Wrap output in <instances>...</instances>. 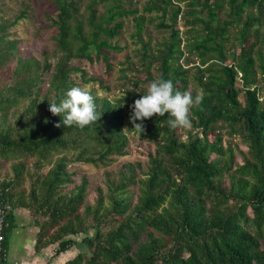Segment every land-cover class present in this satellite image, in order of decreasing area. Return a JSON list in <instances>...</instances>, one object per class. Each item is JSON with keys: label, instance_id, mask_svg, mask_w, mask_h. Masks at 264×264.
Instances as JSON below:
<instances>
[{"label": "trees", "instance_id": "1", "mask_svg": "<svg viewBox=\"0 0 264 264\" xmlns=\"http://www.w3.org/2000/svg\"><path fill=\"white\" fill-rule=\"evenodd\" d=\"M52 1L53 63L47 52L42 61L19 55L9 26L0 23V161L11 162V175L0 179V264L17 209L33 218L36 253L50 245L53 256L77 248L63 264H264V0H147L143 12L156 15L149 23L168 31L155 47L140 37L144 16L125 9L123 0H91L85 19L76 0ZM98 2L110 3L100 15ZM129 17L141 45L135 71L142 78L124 74L134 66L126 57L121 76L135 90L122 97L91 90L100 119L65 127L49 104L95 80L78 62L101 57L111 69L108 54L122 48L109 40ZM192 53L198 64L189 66ZM156 77L193 97L204 94L190 110L186 140L180 128L168 127L167 114L136 121L141 134L131 129L130 105ZM224 129L240 139L237 151L236 142L223 144ZM126 132L157 140L146 170L136 162L105 172L89 201L90 181L81 176L74 184L77 173L67 165L125 156Z\"/></svg>", "mask_w": 264, "mask_h": 264}, {"label": "rangeland", "instance_id": "2", "mask_svg": "<svg viewBox=\"0 0 264 264\" xmlns=\"http://www.w3.org/2000/svg\"><path fill=\"white\" fill-rule=\"evenodd\" d=\"M91 0H76L78 6V12L81 18H86L87 16V5ZM123 7L125 9H137L136 16H144L143 30L140 34L141 39L144 42H149L152 47L156 46L162 38L168 36V31L159 30L155 25L158 21L154 23H149V18H154L156 15L154 13L146 14L143 12V5L147 0H123ZM110 4L109 2L96 3L97 15H100L104 11V6ZM23 14V15H22ZM57 14L56 7L52 0H0V23L7 24L9 27L7 33L9 38L17 42V48L19 55L26 57H34L42 61V53L47 52L48 60L53 63L55 61L54 56V43L53 38L55 34V28L51 25V20L55 18ZM23 16L19 18V16ZM19 18V19H18ZM134 17H129L123 20V28L118 36L109 40L110 44H116L118 47L122 48L119 51H113L108 54L109 63L111 69L107 70L105 63L102 58L94 59L91 64L84 61L78 62L79 66L87 72V78H94V81L88 82L87 86L90 87L92 91L101 97H122L126 95V91L135 90L133 86L131 89L122 79V72L120 70L124 69L126 66V57H129L130 61L134 64L132 71H125L124 74L133 78L137 76L142 78V75L137 73L135 70L138 69L136 65L137 56L136 51L140 50V43L138 42L136 34V27L133 20ZM178 29L179 22L177 23ZM137 35V34H136ZM184 31H182L181 38H184ZM184 49V48H183ZM186 56V53L184 54ZM188 59L190 61L189 66L197 65V55L192 53L188 54ZM227 63H230L227 61ZM125 64V65H123ZM258 76H260L258 71ZM75 81L78 82L79 79L75 76ZM149 83L141 85L145 88L142 91H146V87ZM105 86L109 88L106 90ZM190 128L184 129L180 128L181 139L186 140L187 133ZM225 130L222 132L223 144L230 141L232 144L237 143L235 151H237L240 146V139L238 137L231 138L226 133ZM128 144L126 147L127 154L122 157H115L114 160L106 163L105 165L93 166L90 164H84L81 162H72L67 165L70 171H75L77 175L74 177V184L79 183L81 176H85L90 181L88 200L91 201L93 198V190L96 187H103L104 173L111 172L114 173L118 168L127 163H140L141 167L145 169L147 164V153L154 152L156 146L155 142L157 140H148V138L139 139L138 135L135 133L126 132ZM212 137H210L211 139ZM244 149V147H243ZM245 150V149H244ZM75 153H67V157L72 159ZM56 156H52L45 166L44 171L52 165ZM30 161L28 159L26 162ZM11 162L0 161V179L8 177L11 175ZM26 188L28 183L25 184ZM72 185H67L64 187L63 192L70 190ZM132 192H135L132 189ZM15 214L17 217V229H15L11 235L10 243L13 241L17 243L22 240L23 244L27 246L29 257L35 259L36 253H34L33 245L37 232V228L33 225V218L29 211L26 209H17ZM78 240L80 236L76 237ZM56 245H50L44 249L42 258L37 260L38 264H53V259L51 255L55 250ZM50 251V253H49ZM18 253V251H17ZM33 259V261H34ZM19 263V261H17ZM36 263V262H34Z\"/></svg>", "mask_w": 264, "mask_h": 264}, {"label": "clouds", "instance_id": "3", "mask_svg": "<svg viewBox=\"0 0 264 264\" xmlns=\"http://www.w3.org/2000/svg\"><path fill=\"white\" fill-rule=\"evenodd\" d=\"M204 99L203 92H199L193 97L191 91L177 90L171 80L162 77H156L146 87V92L139 99L133 101L129 121L132 128L141 134L144 131L143 121L152 117L167 116V125L170 129L191 127L190 110L193 107H199ZM53 115H63L61 123L65 127L75 125L84 128L90 124L96 123L101 114L96 111L94 97L91 94L89 86H73L69 88L59 103L53 101L48 109ZM60 127V124L56 125Z\"/></svg>", "mask_w": 264, "mask_h": 264}, {"label": "crops", "instance_id": "4", "mask_svg": "<svg viewBox=\"0 0 264 264\" xmlns=\"http://www.w3.org/2000/svg\"><path fill=\"white\" fill-rule=\"evenodd\" d=\"M15 216H16V224H17L18 214H15ZM17 226L15 229H17ZM13 231H12V233H13ZM12 233H11V235H12ZM10 239H11V236H10ZM10 239L8 242L7 250L5 251V264H38L37 260L42 258V254H43L45 248L42 249L41 251L37 252V253L34 251V253H36L35 259L34 258L31 259V257L26 259V256L29 254L27 251V246L23 244L22 240H19L17 243H15L13 241L10 243ZM17 251H18V253H17ZM77 252H78L77 248L73 247L69 251H66V252H64L58 256H53V254H52L51 255V257L53 259L52 263L53 264H63L65 261L74 257L77 254ZM49 253H50V251H49ZM33 259H34V261H33ZM17 261H19V263H17ZM34 262H36V263H34Z\"/></svg>", "mask_w": 264, "mask_h": 264}, {"label": "built area", "instance_id": "5", "mask_svg": "<svg viewBox=\"0 0 264 264\" xmlns=\"http://www.w3.org/2000/svg\"><path fill=\"white\" fill-rule=\"evenodd\" d=\"M2 228H3V215L0 211V258H1V242L3 241V234H2Z\"/></svg>", "mask_w": 264, "mask_h": 264}]
</instances>
